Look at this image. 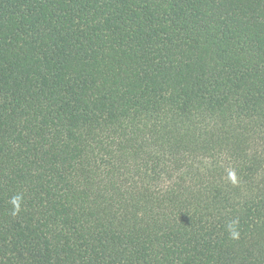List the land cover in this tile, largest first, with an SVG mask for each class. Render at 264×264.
I'll use <instances>...</instances> for the list:
<instances>
[{
    "label": "trees",
    "instance_id": "16d2710c",
    "mask_svg": "<svg viewBox=\"0 0 264 264\" xmlns=\"http://www.w3.org/2000/svg\"><path fill=\"white\" fill-rule=\"evenodd\" d=\"M0 264H264V0H0Z\"/></svg>",
    "mask_w": 264,
    "mask_h": 264
}]
</instances>
